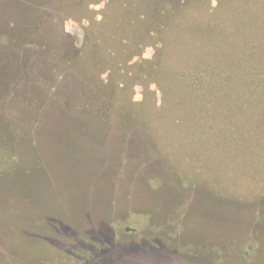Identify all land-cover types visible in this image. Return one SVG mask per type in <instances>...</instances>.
Here are the masks:
<instances>
[{"label": "rangeland", "instance_id": "rangeland-1", "mask_svg": "<svg viewBox=\"0 0 264 264\" xmlns=\"http://www.w3.org/2000/svg\"><path fill=\"white\" fill-rule=\"evenodd\" d=\"M258 37L264 0H0V264H264V111L185 86Z\"/></svg>", "mask_w": 264, "mask_h": 264}, {"label": "trees", "instance_id": "trees-1", "mask_svg": "<svg viewBox=\"0 0 264 264\" xmlns=\"http://www.w3.org/2000/svg\"><path fill=\"white\" fill-rule=\"evenodd\" d=\"M169 8L168 5L163 4L160 12L168 11ZM263 40L258 37L257 42ZM257 45H222L216 49H206L207 51L201 56H205L208 60L204 63L205 65L200 62V72H196L195 75L190 72V75H186L187 83L185 86L187 90H196L195 97L200 96V93L205 91L214 93L217 97L236 95L234 105H240L246 96L251 97L257 102L258 111H264V44ZM64 50L62 51L67 60L74 58L75 54L82 53L81 48L77 47L75 42H72L71 46ZM209 76L213 78L210 79ZM227 76L229 78L226 79ZM206 98L208 96L204 99ZM225 98L227 101L229 99L234 101L231 97ZM209 102L208 100L204 104H209ZM229 104L233 105L232 102Z\"/></svg>", "mask_w": 264, "mask_h": 264}]
</instances>
